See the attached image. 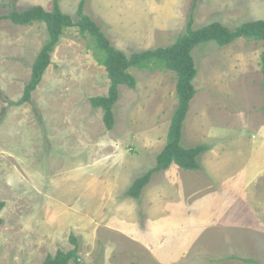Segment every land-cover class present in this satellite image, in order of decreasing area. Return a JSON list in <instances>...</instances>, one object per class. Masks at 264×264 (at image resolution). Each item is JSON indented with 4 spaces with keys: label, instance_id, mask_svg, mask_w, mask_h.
<instances>
[{
    "label": "rangeland",
    "instance_id": "rangeland-1",
    "mask_svg": "<svg viewBox=\"0 0 264 264\" xmlns=\"http://www.w3.org/2000/svg\"><path fill=\"white\" fill-rule=\"evenodd\" d=\"M194 2L103 0L100 28L116 49L130 56L173 45L187 32L192 12L194 30L213 22L235 29L243 23L264 20V0H198L195 12ZM51 4L52 0H0L2 15L34 6L49 10ZM64 6L78 22L77 5ZM47 38L44 23H0V202L6 204L0 226V264H43L48 255L71 251L76 245L79 262L70 264H252L245 262L248 259L264 263V173L260 176L264 171V140L250 137L254 131L247 132L248 143L239 134L226 142L222 154L228 160L236 158V162L221 161L227 164L225 169L230 168L226 172L231 176L212 180V186L203 185L206 191L187 193L184 201H179L176 176L168 174V169L155 172L152 179L159 174L158 179H151L142 195L145 198L157 192L158 187H164V178L169 179L165 184L171 196L164 203L167 207L160 221L149 218L143 205L137 211V200L140 203L143 198L135 200L128 191L114 196L104 193L102 201H106L102 205L96 202L92 217L76 216L73 205L82 207L83 195L68 189L76 173L74 162L83 158L73 150L79 142L70 144L67 136H61V145L53 146V133L55 140L62 133L60 129L66 133L85 129L92 133L91 138L101 133L108 141L111 136L106 133H134L137 125L138 129L147 128L142 133H164L168 123L159 125L161 131L153 127L157 123L153 115L160 108L156 101L166 96V114H174L178 107L177 77L171 71L132 69L137 87H120L121 97L114 107L117 128L108 130L99 114L102 109L93 108L90 101L108 94L107 71L96 60L92 39L77 27L69 28L56 46L52 65L33 93L32 102L15 105L24 94ZM263 51V42L246 38L226 47L207 42L193 50L197 94L187 115L190 121L184 122V134L198 133L194 131L195 115L207 108L205 118H200L199 128L203 130L213 123L221 124L217 133H242L239 129L249 123L246 115L264 123ZM259 133H264V126ZM218 142L224 141L215 145ZM190 145L182 141L183 147ZM113 151V147L106 151L104 161H115ZM143 154L137 148L133 156L143 160ZM155 165L153 156V163L145 161L144 166H149L145 172ZM108 170L109 166L104 171ZM239 176L243 181L237 183ZM199 177L196 175L195 180ZM227 180L231 182L223 183ZM73 197L74 204L70 205L68 200Z\"/></svg>",
    "mask_w": 264,
    "mask_h": 264
},
{
    "label": "trees",
    "instance_id": "trees-1",
    "mask_svg": "<svg viewBox=\"0 0 264 264\" xmlns=\"http://www.w3.org/2000/svg\"><path fill=\"white\" fill-rule=\"evenodd\" d=\"M197 1L195 0L193 4V10L197 8ZM60 2L61 0H52L49 10L42 6H34L24 11L14 9L8 15H2L0 7V23L4 20L17 26L44 23L48 33L47 41L34 62L31 79L25 87L22 98L15 105L32 102L33 93L38 89L44 75L52 65V55L61 37L66 29L77 27L82 35L89 36L94 42L96 60L105 67L110 80L109 91L106 96L90 99L93 108L103 110V121L108 130L115 128L114 107L120 100V87L127 86L131 89L137 87V79L131 73L132 69L148 72L171 71L177 77L178 107L169 127L167 145L157 157V166L137 178L128 191V195L139 199L144 188L150 183L152 175L157 171L167 170L172 165L186 171H201L203 167L199 157L208 148L205 146L193 148L182 146L184 122L187 119L191 102L197 94L194 86L197 69L192 52L199 45L207 42H214L220 47H226L240 38L263 42L264 47V20L243 23L235 29H230L219 22H213L201 29L194 30L195 13L192 12L187 24V32L178 36L173 45L136 52L128 56L123 51L116 49L100 26L91 17L84 14L86 0L80 5L78 12L80 20L78 22L63 13ZM261 67L264 74V51L261 55ZM5 205L4 202H0V226L3 224L2 211ZM71 240L72 243L76 244L77 240L73 237ZM78 250V245L68 252L59 250L54 256L48 255L43 264L78 263ZM245 262L264 264L251 259L245 260Z\"/></svg>",
    "mask_w": 264,
    "mask_h": 264
},
{
    "label": "crops",
    "instance_id": "crops-1",
    "mask_svg": "<svg viewBox=\"0 0 264 264\" xmlns=\"http://www.w3.org/2000/svg\"><path fill=\"white\" fill-rule=\"evenodd\" d=\"M83 1L84 0H61L60 2L61 10L63 11L64 14L69 15L64 10L65 7L64 4L73 3L77 5L79 10L80 5L82 4ZM119 1L121 2L122 0ZM102 2L103 0H87L86 4L84 5V11H85L84 14L91 17L99 26L103 24L102 21L103 13L101 8ZM89 5L91 7H89ZM111 13H113V11H111ZM258 95L261 96V93L258 92ZM156 102L160 103V108L157 114L153 115L156 116L157 118L156 120L157 123H155L153 127L158 128L160 130L161 127H159V125L164 127V123H168L166 132L164 131V133H142L145 130H147V128L141 127V129H138L137 127L138 125L136 126L137 132L134 133H106L108 134V136H111L110 141L105 140L104 139L105 137L102 138L100 135L101 133H99V136L97 133V135L91 138L90 135H92V133L85 131V129H83L82 132L75 131L73 133H71L70 131L69 132L67 131L66 133L64 129L63 131L62 129H60V132L62 133H60L55 140H54L55 133H53V139H52L53 142L51 143L53 146L57 147V145H61L59 142L61 136H67L70 144H74L77 140L79 142V144L73 146V150L80 153L83 158L78 162H74V170H75L74 172L76 173L71 178L73 179L72 186H69L71 190L68 189V191L72 192V194L74 195H75V190L81 193V195H83L82 207L79 206L76 207L75 205H73L75 201L74 198L75 196L70 200H68L70 205H73V209L74 208L76 209V210L74 209L76 216H81L82 218L92 217L93 216L92 210L95 209L97 204L96 202H99L102 205V203L106 201V200L102 201V198L104 197L103 195L104 193L105 195H107L109 194V192H111L113 193L112 196L120 193L123 194L127 193V191L130 190L129 188L133 185V183L137 178L145 175L146 173H148L157 166V157L167 145L169 127L171 125V121L174 114H172V116H168L166 114V112H168V110L164 109L167 102L166 96L163 97V99L160 98ZM219 105H224V104L220 103ZM217 109L221 110L218 107ZM207 110L208 108L204 111L202 110V112H200L201 114L195 115L197 116V119L194 122L197 123V127L195 125L196 128L194 131H197L198 133H185V134L183 133V140H182L183 144L185 142H188V144H192L188 147L185 146L186 148H191L195 146V144H198V142H202L200 143L202 145L199 146L208 147V150L205 152L206 154L204 153L205 155L201 159L202 160L201 164L203 169L201 171L191 172V171L182 170L180 167L176 165H172L168 169V174H173L178 179L177 180L179 184L178 196H180L179 198L180 202L186 200L185 196L187 195V193L194 194L201 191H206L207 188L205 187V189H203L202 188L203 185H211L212 180L215 179L226 180L228 177L231 176V174H228L226 172L230 168L225 169V166H227V164H224L221 161V159H224L227 162H236V158L228 160L224 158L225 154H222L226 150V142H230L229 140L233 135L239 134L240 137L245 139L248 143L249 133L247 132L254 131L255 132L254 135L250 137L254 138L256 136L257 138L256 140H261V139L264 140V133H259V130L261 131L263 129L264 123L256 122L255 118L251 115L250 116L252 117V119H249V115H246L249 123L247 125H242L243 128L239 129L243 131L242 133H232V134L217 133L216 131L220 130L219 126L221 124L217 125L213 123H210V126L207 128V130H203L202 128H199L201 127V123L203 121V120L200 121V118L201 119L205 118ZM99 114H101V118L103 121V115H104L103 110H99ZM60 117H61V113H60ZM131 118L133 121V117ZM57 122L61 124V121H57ZM116 125L117 124H115L114 130L117 128ZM58 128H62V127H58ZM133 130L135 129L133 128L132 131ZM148 131L151 130L148 129ZM56 133L58 134L59 132L56 131ZM193 138H196V140H192ZM219 140L224 142H218L215 145V142ZM126 142H128V144L130 145L129 148H127V145L125 144ZM110 147H113L116 150L111 152V154H115L114 156L115 161H113L112 158H107L104 161L105 157H107L106 153H108L106 151H108ZM137 148L140 151L145 152V154H143L145 156L143 160L137 159L135 156H133L134 153L137 152ZM155 151L156 154L152 155L151 153ZM129 152L132 154V158L129 155ZM153 156L155 157L156 165L151 167L147 172H145L144 169H146V167L149 166L145 167L144 163L145 161L148 160H150V162L153 163ZM130 158L132 159L130 163L124 164V161L130 160ZM108 166L110 172L109 170L104 171L106 168H108ZM114 168H116L115 172H114ZM263 173L264 171L260 173V176ZM157 175L153 177V179L157 180L158 179ZM163 175L167 176L164 173ZM183 175L185 177H179ZM196 175L200 176L199 181L195 180ZM164 179L165 181L169 180L167 178ZM165 181L163 180L164 183L162 184L164 187L161 188L156 186L150 189L149 191H154L158 187L157 192H152L150 194L148 193L147 197L145 198L142 195L143 199L140 200V203L137 200V205H136L137 208L135 206L132 207L136 208L138 211L139 207H142L141 205H143V210L145 214L147 213L146 215L149 218L154 219V221L162 220L165 216V210L167 207V206L165 207L164 203L171 196V191L168 188V186H166ZM242 181L243 180H241V176L237 177V183ZM225 182H231V180L223 181V183ZM54 187L56 188L57 185H55ZM107 187H110V189H107ZM93 196H95V199L93 198ZM162 203L163 205H161ZM104 214L100 212L99 215H104Z\"/></svg>",
    "mask_w": 264,
    "mask_h": 264
}]
</instances>
